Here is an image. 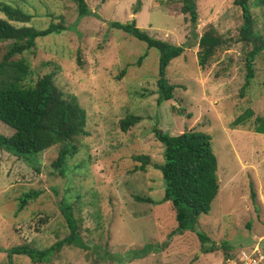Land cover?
<instances>
[{
  "label": "rangeland",
  "instance_id": "1",
  "mask_svg": "<svg viewBox=\"0 0 264 264\" xmlns=\"http://www.w3.org/2000/svg\"><path fill=\"white\" fill-rule=\"evenodd\" d=\"M0 1L33 15L30 22L9 21L17 26L45 27L62 17L64 31L38 38L23 54L32 70L28 81L53 72L58 88L76 95L86 110L88 131L75 140L78 150L63 175L52 165L57 145L33 154L30 163L0 150V264L9 259L12 264H227V254L255 242L264 252V133L253 131L255 117L264 115V50L242 95L249 47L236 41L242 16L233 0H196L195 29L180 0H140L137 12L136 0H85L90 11L81 16L74 0ZM251 11L255 29L264 35L259 9L251 6ZM133 19L156 38L192 44L167 66L168 81L175 85L172 99L157 102L158 50L110 25ZM208 24L231 45L201 67L197 42ZM6 45L0 43V59ZM248 108L252 115L231 127ZM127 114L141 119L122 131L119 120ZM154 126L170 134L207 132L217 157L220 186L210 211L199 217L194 231L171 238L176 221L169 201L162 202L165 181L157 164L163 162L164 145ZM13 131L0 121V134ZM137 154L149 156L145 170L135 169ZM29 189L42 192L17 213L18 197ZM62 201L71 206L85 246L66 245L43 263L25 255L8 257L12 245L32 242L43 248L69 234ZM197 233L206 234L217 249L203 252Z\"/></svg>",
  "mask_w": 264,
  "mask_h": 264
},
{
  "label": "trees",
  "instance_id": "2",
  "mask_svg": "<svg viewBox=\"0 0 264 264\" xmlns=\"http://www.w3.org/2000/svg\"><path fill=\"white\" fill-rule=\"evenodd\" d=\"M79 15L89 13L85 0H74ZM181 12L188 15L192 29H195L198 19L196 0H180ZM241 9L242 23L236 41L242 42L249 49L245 53V81L241 86V94L250 88L254 77V63L256 57L264 50V35L255 29V17L251 6L259 9L264 19V0H233ZM140 0H136L133 11L139 10ZM0 43H7L6 51L0 59V121L11 127V135L0 134V150H4L30 163L33 154L57 145V155L52 165L60 174H64L68 158L76 154L78 148L75 140L80 136L88 135L86 129V110L80 105L76 95L62 91L54 82V73L49 72L39 76L33 83L28 80L32 73L29 62L23 56L32 50L36 40L51 33L64 31L65 25L61 16L58 20L52 19L45 27L34 25L17 26L9 21L30 22L33 15L20 8L0 1ZM111 27L122 30L130 36L145 42L146 47L158 50V67L156 85L158 89L157 102L169 100L174 97L173 83H169L166 69L170 61L181 55L190 42L174 44L169 41L150 35L145 29L137 26L133 19L130 22L113 20ZM197 50V61L205 67L218 50H226L231 45L230 38L219 33L212 24H208L200 34ZM16 55H20L16 57ZM146 53L139 56L140 63ZM79 62V61H78ZM184 108H180L182 113ZM248 108L238 115L231 127L242 125L252 115ZM190 115V114H187ZM140 116L127 114L119 120L122 131L128 130L140 120ZM253 131L264 133V115L256 116ZM155 138L164 145L163 162L157 164L165 181L163 201H169L173 208L176 227L168 234L169 238L181 234L185 230L194 231L199 217L211 209L216 197L220 182L217 175V157L212 149V136L204 131L185 130L177 134H170L154 126ZM133 159L140 164L136 170H145L150 162L146 154H137ZM42 190L29 189L18 197L16 212L22 211L28 203L35 200ZM255 192L251 193L255 203ZM138 201L152 202L151 198L135 196ZM62 212L69 227V234L56 240L47 247L39 248L32 242H22L12 245L8 249V257L12 255H25L32 262L43 263L53 254L66 245L84 247L79 231L78 222L73 215L71 206L62 201ZM201 250L211 252L217 249L213 241L204 233H197ZM209 242L208 245H205ZM226 246V245H224ZM228 249V248H226ZM140 250H143L142 248ZM236 254L229 253L226 257ZM8 264L11 263L9 259Z\"/></svg>",
  "mask_w": 264,
  "mask_h": 264
},
{
  "label": "built area",
  "instance_id": "3",
  "mask_svg": "<svg viewBox=\"0 0 264 264\" xmlns=\"http://www.w3.org/2000/svg\"><path fill=\"white\" fill-rule=\"evenodd\" d=\"M227 264H264V252L255 242L247 249H241L236 255L226 259Z\"/></svg>",
  "mask_w": 264,
  "mask_h": 264
}]
</instances>
